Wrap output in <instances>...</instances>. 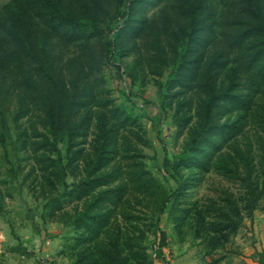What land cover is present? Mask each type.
I'll list each match as a JSON object with an SVG mask.
<instances>
[{"label":"rangeland","instance_id":"1","mask_svg":"<svg viewBox=\"0 0 264 264\" xmlns=\"http://www.w3.org/2000/svg\"><path fill=\"white\" fill-rule=\"evenodd\" d=\"M11 1L0 0V31ZM22 1L39 44L68 80L84 66L91 93L78 96L76 133L59 153L28 88L38 80L35 56L25 41L4 47L0 38L9 128L0 142V264L251 263L264 198L249 214L245 187L224 164L242 166L245 149L264 163V0L151 1L135 24L122 22L129 0ZM74 18L91 33L72 30ZM119 26L120 52L110 55Z\"/></svg>","mask_w":264,"mask_h":264},{"label":"trees","instance_id":"2","mask_svg":"<svg viewBox=\"0 0 264 264\" xmlns=\"http://www.w3.org/2000/svg\"><path fill=\"white\" fill-rule=\"evenodd\" d=\"M151 1L153 4H159L161 2V0H129V3L125 7L124 13L122 14V22L135 24V20L138 19L134 16L137 8L140 7L143 13L145 12L146 8L150 6ZM23 5L24 3L22 0H12L10 3L4 6V8L9 10V17L6 21L5 27H3L0 31V38L2 39V42H4V47H10V41L12 40L13 42L25 41L35 56L37 61L38 80L29 85L28 88L37 92L39 95L41 108L44 110L47 116L46 124L51 136L49 141L51 145L60 153L58 144L62 141L70 142L73 140L76 133L77 126L73 120V109L78 103V96L80 95L81 103L83 98L91 93L89 90H87L89 87L88 84L82 85V82H87L89 72H87L84 66H80L79 70H77V75L75 74L76 78L74 80L67 79L65 72L55 65V59L52 56V52H50L45 45L39 44L37 35L39 34L37 28L38 23L35 21L34 16H25ZM197 8L198 6L193 8L194 13L195 9ZM253 13L261 18L260 13L255 8H253ZM70 23L72 30H75L76 32L87 34L91 33L92 31L88 26V23L79 18L72 19ZM122 27L123 26H119L116 28V36L106 44V53L113 55V53L120 52L118 36L120 35L119 32L121 31ZM196 29L197 26L193 24L188 35L189 37L183 42V44H181L180 50L183 54L188 51L190 42L193 39V33ZM261 29L263 28L261 27ZM211 90L212 93H214V88ZM215 98V94H212L211 97H209L207 105L208 112L210 111ZM1 102L0 142L5 144L7 135L9 134V128L7 124V108L5 106L6 100L2 99ZM197 141L198 140L195 139V143H197ZM239 154L241 155L240 157L243 165L241 166L239 162L234 159L233 161L224 164V173L230 174L232 175V178L236 180L239 179L242 182L243 187H245V191L243 192L244 196H246L245 208L247 209L248 213L251 214L257 208L260 198H264V181L258 179L259 174H264V163L262 160H259V164H261V168H259L257 167L256 163H252V160H249L251 149L240 150ZM103 157L104 156L101 155L99 157V161H102ZM203 163L204 162L201 161L202 167ZM147 173L149 174V178L153 180L154 178L152 174H150L148 171ZM117 187L119 188V186ZM175 193L176 192L162 199L158 209L157 220L161 213L164 212L166 206L173 198ZM237 214L239 218L234 220V230L238 228L240 221L243 219L240 210L237 212ZM221 215L226 219L232 218V214L226 209ZM165 244L166 233L161 232L160 245L164 246ZM259 255V264H264V251L260 252Z\"/></svg>","mask_w":264,"mask_h":264},{"label":"crops","instance_id":"3","mask_svg":"<svg viewBox=\"0 0 264 264\" xmlns=\"http://www.w3.org/2000/svg\"><path fill=\"white\" fill-rule=\"evenodd\" d=\"M256 240L254 242V254L252 255L251 263H243V264H259V253L264 251V226L259 227L256 230Z\"/></svg>","mask_w":264,"mask_h":264},{"label":"built area","instance_id":"4","mask_svg":"<svg viewBox=\"0 0 264 264\" xmlns=\"http://www.w3.org/2000/svg\"><path fill=\"white\" fill-rule=\"evenodd\" d=\"M157 251H158V246H155L154 255H157ZM39 264H59V263L55 262L54 260H50V259H42L40 260Z\"/></svg>","mask_w":264,"mask_h":264}]
</instances>
